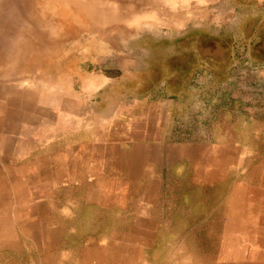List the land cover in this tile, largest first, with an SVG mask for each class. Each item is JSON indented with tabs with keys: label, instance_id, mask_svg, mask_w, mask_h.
I'll list each match as a JSON object with an SVG mask.
<instances>
[{
	"label": "rangeland",
	"instance_id": "obj_1",
	"mask_svg": "<svg viewBox=\"0 0 264 264\" xmlns=\"http://www.w3.org/2000/svg\"><path fill=\"white\" fill-rule=\"evenodd\" d=\"M120 3L107 48L0 73V264H264V3Z\"/></svg>",
	"mask_w": 264,
	"mask_h": 264
},
{
	"label": "bare ground",
	"instance_id": "obj_2",
	"mask_svg": "<svg viewBox=\"0 0 264 264\" xmlns=\"http://www.w3.org/2000/svg\"><path fill=\"white\" fill-rule=\"evenodd\" d=\"M110 1L22 0L29 12L31 25L28 31L23 32L21 35L18 34V40H13L11 50L9 47V50L6 49L8 51L7 54L6 51L5 53L0 52V73L13 69L24 73L31 72L32 70L48 71L50 73L56 72L59 69V62L55 60L54 62L48 61L44 53L45 50H50L57 44V40L55 39L56 30H58V35L59 33L61 34L59 37L62 41L76 39L78 36H87L88 39L85 42L86 48L89 49L90 45L95 41L107 48L105 39L107 35L113 32L120 33V30L115 25L126 26L128 20L131 19V16L129 17L128 14L123 15L118 9L115 10L108 7ZM113 1L115 4H121L120 0ZM150 24L148 22L141 23L138 20L135 25L146 27L150 26ZM42 27L48 28L53 36L51 38L47 37L43 30L40 31ZM72 47L74 48V46ZM106 48L104 50L100 48V52L104 56L108 54ZM42 85L44 84L42 83ZM59 97H56V99L60 100Z\"/></svg>",
	"mask_w": 264,
	"mask_h": 264
},
{
	"label": "crops",
	"instance_id": "obj_3",
	"mask_svg": "<svg viewBox=\"0 0 264 264\" xmlns=\"http://www.w3.org/2000/svg\"><path fill=\"white\" fill-rule=\"evenodd\" d=\"M257 2L261 4V3H264V0H257ZM263 114H264V110H263Z\"/></svg>",
	"mask_w": 264,
	"mask_h": 264
}]
</instances>
